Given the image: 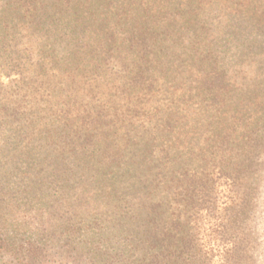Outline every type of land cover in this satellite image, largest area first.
I'll list each match as a JSON object with an SVG mask.
<instances>
[{
    "label": "trees",
    "instance_id": "obj_1",
    "mask_svg": "<svg viewBox=\"0 0 264 264\" xmlns=\"http://www.w3.org/2000/svg\"><path fill=\"white\" fill-rule=\"evenodd\" d=\"M0 264H264V0H0Z\"/></svg>",
    "mask_w": 264,
    "mask_h": 264
}]
</instances>
